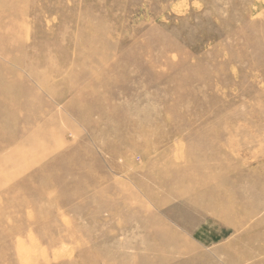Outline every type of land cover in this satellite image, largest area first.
<instances>
[{"label":"rangeland","instance_id":"rangeland-1","mask_svg":"<svg viewBox=\"0 0 264 264\" xmlns=\"http://www.w3.org/2000/svg\"><path fill=\"white\" fill-rule=\"evenodd\" d=\"M0 264H264V0H0Z\"/></svg>","mask_w":264,"mask_h":264}]
</instances>
